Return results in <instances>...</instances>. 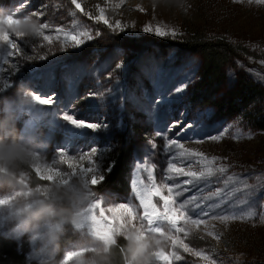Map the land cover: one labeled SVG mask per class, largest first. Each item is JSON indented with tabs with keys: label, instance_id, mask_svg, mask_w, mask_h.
Returning <instances> with one entry per match:
<instances>
[{
	"label": "rangeland",
	"instance_id": "rangeland-1",
	"mask_svg": "<svg viewBox=\"0 0 264 264\" xmlns=\"http://www.w3.org/2000/svg\"><path fill=\"white\" fill-rule=\"evenodd\" d=\"M78 2L93 19L76 9L71 0H28L23 4V12L35 13L33 19L48 24L44 32L54 37L53 42L49 45L42 37H25L30 43H24L10 32V38L21 45L23 53L7 57V62L0 60V88L3 89L0 97L13 96L22 82L42 98L53 97V103L44 106L51 117L50 148L44 163L58 161L59 153L64 152L85 157L73 162L77 168L97 166L98 174H104L111 152L116 148L130 150V195L98 192L100 182L93 186L101 204L95 214L99 216L104 209L105 215H109L108 207L130 203L136 207L137 217H142L143 208L135 198L132 182L148 181L143 170L137 174V164L144 161L154 164L156 182L171 186L189 177L180 176L175 181L163 179L168 175V161L174 153L183 151L173 147L166 152L167 140L182 143L190 152L216 157L213 166L223 165L226 171L213 176L211 187L205 188L203 194L216 188L239 190L232 191L210 216L236 214L238 218L222 222L203 217L208 223L199 226L181 221L178 227H183L185 232L173 230V233L188 243L193 253L173 249L169 241L165 251H175L181 256L173 264H208L194 255L195 252L208 255L215 264H264V130L250 122L258 111L264 110V78H261L264 77V0H182L179 4L155 8L151 0ZM21 6L22 0H0V11ZM99 7L105 8L106 18L113 24L118 20L128 25L126 30L113 32L102 22L97 23ZM74 23L87 26L94 38L79 47L61 51L63 33L56 30L74 31ZM148 25L167 26L177 30L178 35L161 38L145 33L143 28ZM97 30L101 33L99 36L95 35ZM193 35L224 40L238 48L240 58L225 65L216 76L205 77L207 67L200 55L176 47L183 38ZM5 49L8 45L0 42V54ZM49 49L52 52L44 60L23 59V54L35 57ZM183 85H186L183 91L177 92ZM245 85L251 86L255 94L249 97L241 94ZM65 110L76 119L107 127L96 132L78 130L62 121ZM189 124L192 126L188 127ZM225 128L228 131L218 141L210 139L223 133ZM237 130L240 138H236ZM157 132L161 135L156 136ZM150 141L156 144L155 149ZM93 147L97 148V155L89 163L88 154ZM199 159L177 155L173 162L186 168L191 164L198 170ZM56 167L68 171L67 164L57 163ZM31 177L41 187L51 183L41 180L34 168ZM228 177H233V181L225 186ZM184 187L189 191L175 197L178 202L203 195L200 193L203 183ZM162 194L167 195V190ZM153 199L162 206L159 197ZM215 202L216 199L206 201L204 207ZM248 211L254 214L245 216ZM198 212L200 209H195L193 216ZM141 223L140 219L133 221L136 225ZM163 227L168 231L167 224ZM209 232L220 238H213ZM0 237L14 241L18 254L29 264L32 249L25 239L8 233H0Z\"/></svg>",
	"mask_w": 264,
	"mask_h": 264
},
{
	"label": "clouds",
	"instance_id": "clouds-1",
	"mask_svg": "<svg viewBox=\"0 0 264 264\" xmlns=\"http://www.w3.org/2000/svg\"><path fill=\"white\" fill-rule=\"evenodd\" d=\"M181 2L151 0L155 6ZM39 28L31 15L15 26L25 37ZM35 96L22 82L13 96L0 97V233L27 241L29 264H158L167 237L132 222L110 235L97 231L91 210L98 193L81 176L43 187L31 177L50 148L51 117Z\"/></svg>",
	"mask_w": 264,
	"mask_h": 264
},
{
	"label": "snow or ice",
	"instance_id": "snow-or-ice-1",
	"mask_svg": "<svg viewBox=\"0 0 264 264\" xmlns=\"http://www.w3.org/2000/svg\"><path fill=\"white\" fill-rule=\"evenodd\" d=\"M28 0H22V6L17 7L14 10L10 11H0V17H3L0 20V24L4 27H0V42L5 45H8V49H5L3 54H0V60H4L7 62V57H12L13 55H21L23 53V49L21 45L10 38V32L14 33L16 37H18L24 43H30L29 40H25V36H23L20 32L15 30V26L19 23V19L24 16H34L37 15L35 13H25L23 12V4H26ZM124 0H120V3H123ZM71 4L75 5V8L84 12V9L81 6V3L78 0H71ZM116 7H120V4H117ZM140 11H144V9L140 6H137ZM155 8V5H153ZM84 15H87L89 19H93V17L84 12ZM97 23L102 22L113 32H123L126 30L128 25L121 24L120 21H116L114 24L110 22L108 18L105 16V8L99 7V15L95 17ZM134 27V23H133ZM49 28L48 24H41L40 28L37 31V34L33 37H42L43 41H46L49 45L52 44L54 37L51 35H46L44 30ZM74 31H65L63 29H57V32L63 33V40L60 43V50H66L68 48H76L83 45L86 41H90L94 38L92 32L88 29L87 26H78L77 23L73 24ZM145 33H154L156 36L165 38L172 37L175 38L178 35V31L175 29L168 28L167 26L157 25L153 28L151 25L145 26L143 28ZM101 33L99 30L95 32L96 36H99ZM58 38V37H56ZM35 51V48H34ZM52 52V49H49L48 52L43 54H38L37 56H29L27 54H23V59H41L44 60L47 58V55ZM119 68L120 65H117ZM264 78V77H261ZM7 87V85H5ZM186 85L178 87L176 89L177 92L183 91V88ZM3 89L0 88V91ZM33 91V90H32ZM34 92V91H33ZM36 94L35 98L37 101L43 105L47 106L53 103V97L42 98L40 94ZM62 121L67 122L69 125L74 126L76 129H91L93 132L106 128L107 125L97 122H88L86 123L83 120L74 118L73 114H69L68 111H64L61 116ZM192 125L189 124L188 127ZM231 127V126H229ZM228 131L227 128L224 129L223 133L217 136H212L210 139L219 140L221 136ZM156 136H160L161 133L157 132ZM240 132L237 130L236 138H240ZM153 149L156 148V144L150 141ZM173 147L176 149H182L178 153H174L172 158L168 161L167 164V173L168 175L164 177V180L167 181H175L180 176L189 177V179L180 181L178 183H174L169 186L168 183L160 182L157 183L154 175L153 169L155 168L154 164L149 163V161H144L142 163L137 164L136 172L139 174L141 170L146 172V178L148 183H145L144 179H140L139 181L133 180V189L135 191V198L139 200V206L143 208V216L137 217L136 207L133 204H119L115 207H108L106 212L109 215H105V210L101 209L99 216L95 214V210L97 208H101L100 201L92 208V221L94 223L97 231L101 232L104 235H110L113 231L123 228L126 223L132 222L140 219L142 223L141 227L146 230L154 233H158L160 235H164L167 237V240L170 242L171 247L173 249L180 248L185 253H193V249L189 246L188 243H185L183 239H180L174 233L185 232L183 227H178V224L181 221L185 223H190L191 225L199 226L202 224H207L208 221L203 217H209L210 212H213L216 208H219L221 204L226 202L228 196L231 195L232 191H238L239 189H232L231 191H226L224 188H216L213 191H209L206 194L205 188H210L213 176L216 174L223 173L226 171V167L220 165L218 167H214L218 158L216 157H205L203 153L200 152H190V150L186 149L182 143H178L176 140H167L165 151L171 150ZM97 155V148L93 147L91 152L88 154L89 163H91V157H95ZM181 157H200L199 160L196 161L197 164H200V169H194L191 164L186 167L178 166L177 163L173 162L176 159V156ZM85 159L84 156L79 158L74 156H69L64 152L59 153V160L52 159L51 163H43L42 165L35 167V172L39 174L40 179L43 181H49L51 183L55 182L56 179H60L61 182H66L65 177L71 176H81L86 182L90 185L95 186L102 182L105 177L103 174H98L97 166L90 167H81L77 168V166L73 163L75 160ZM57 163L67 164L68 171H62L58 167H56ZM233 181V177H228L225 180V186L229 182ZM198 183H203L204 188L200 189V193L203 195H193L190 198L177 201L175 197L182 196L184 192L189 191V189L185 188L184 185H193V187L197 186ZM243 183V182H241ZM247 187V185H244ZM164 189L167 190V195L162 194ZM154 197H159V200L163 202L162 206H158L156 202H154ZM216 199L215 203H210L207 205V208L204 207V203L209 200ZM199 201V202H197ZM189 205L192 207L189 208ZM199 208L200 212L195 213V217L193 216V212L195 209ZM254 214L253 211H248L244 215L252 216ZM236 214L232 215H220L213 214L210 216L211 220H219L222 222H227L229 220L237 219ZM243 218V217H240ZM143 222H146L143 223ZM164 224L169 226L168 231H165L163 227ZM135 225V224H134ZM174 230V233H173ZM208 235L213 236L215 239H219V236L214 235L212 232H209ZM194 255L200 256L203 260L208 261V264H215L214 260H211L208 255L203 254L202 252H195ZM158 264H173L174 261H179L181 256L177 254L175 251L166 252L161 251L157 254Z\"/></svg>",
	"mask_w": 264,
	"mask_h": 264
},
{
	"label": "trees",
	"instance_id": "trees-1",
	"mask_svg": "<svg viewBox=\"0 0 264 264\" xmlns=\"http://www.w3.org/2000/svg\"><path fill=\"white\" fill-rule=\"evenodd\" d=\"M176 47L193 50L200 55L206 64V76H216L223 67L233 60L240 58V51L234 45L221 39H206L193 35L183 38ZM241 94L251 96L255 90L251 86H244ZM257 116V117H256ZM259 130H264V110L258 111L250 120ZM132 153L128 149L116 148L108 155L104 169L105 179L97 187L98 192H112L127 197L130 195V173ZM0 264H25L23 257L18 254L16 243L5 237H0Z\"/></svg>",
	"mask_w": 264,
	"mask_h": 264
}]
</instances>
